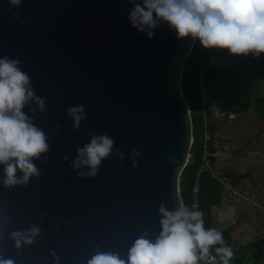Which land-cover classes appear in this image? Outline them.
<instances>
[{"label":"water","instance_id":"water-1","mask_svg":"<svg viewBox=\"0 0 264 264\" xmlns=\"http://www.w3.org/2000/svg\"><path fill=\"white\" fill-rule=\"evenodd\" d=\"M131 7L127 0H23L21 18L31 22L21 24L12 20L8 0H0V57L22 62L36 95L46 99L47 110L34 120L52 136L48 162L35 161L39 181L12 191L0 185L7 233L32 223L43 233L20 252L8 234L0 240V254L15 264H53L50 250L60 264H81L96 245L126 258L144 230L152 238L161 231L160 204L169 211L183 204L180 176L193 127L181 78L193 44L177 39L167 24L149 39L131 26ZM79 104L86 105L88 118L73 131L66 109ZM90 130L111 136L126 158L106 159L96 178L77 179L61 157L75 158ZM133 149L142 153L136 168L127 159Z\"/></svg>","mask_w":264,"mask_h":264},{"label":"clouds","instance_id":"clouds-1","mask_svg":"<svg viewBox=\"0 0 264 264\" xmlns=\"http://www.w3.org/2000/svg\"><path fill=\"white\" fill-rule=\"evenodd\" d=\"M132 6L128 14L131 26L149 39L154 29L167 24L179 40L197 41L208 50H227L230 56L259 58L264 54V0H127ZM12 20L29 24L28 17L21 18L23 0H8ZM16 9V11H13ZM35 105V107H33ZM28 109V113H25ZM47 110L46 99L36 95L31 78L23 70L18 59L0 57V167L3 177L0 185L12 191L26 187L33 179H41V171L35 161L47 163L52 136L35 122L37 113ZM66 114L73 121V131H78L87 120L86 105H71ZM55 132H60L57 125ZM90 140L77 147L76 156L61 157L64 163L76 171L77 179L97 177L102 162L116 159L123 163L126 154L116 148L115 140L106 133L90 130ZM142 155L138 149L127 154L133 168ZM161 231L152 238L144 230L127 250L126 258L116 251H106L99 245L93 254L81 264H229L234 252L228 246L223 233L215 227H204V213L179 205L169 211L159 206ZM41 214L39 221H44ZM65 226L70 222L65 221ZM10 225L5 208L0 207V240L8 234L17 252L24 246H33L42 236L38 223L27 229L7 233ZM55 231L59 232L57 227ZM219 245V247H214ZM53 264H60L59 255L49 251ZM0 264H15L12 258L0 254Z\"/></svg>","mask_w":264,"mask_h":264},{"label":"crops","instance_id":"crops-1","mask_svg":"<svg viewBox=\"0 0 264 264\" xmlns=\"http://www.w3.org/2000/svg\"><path fill=\"white\" fill-rule=\"evenodd\" d=\"M253 94L264 96V73L254 75ZM204 97L208 108L215 107L209 91ZM234 115V119L212 122L210 144L216 154L215 167L230 179L239 195L220 189L219 204L211 209L209 220L211 223L213 213L218 227H225L211 225L244 247L248 241L261 244L257 237L264 240V111L252 106Z\"/></svg>","mask_w":264,"mask_h":264},{"label":"trees","instance_id":"trees-1","mask_svg":"<svg viewBox=\"0 0 264 264\" xmlns=\"http://www.w3.org/2000/svg\"><path fill=\"white\" fill-rule=\"evenodd\" d=\"M201 73H203L207 83L206 90L212 95L218 110L239 113L254 106L260 112L264 111V96L255 97L253 94L254 75L264 73V54L259 58H253L251 54L240 57L230 56L227 50H206L197 41L185 60L181 78L182 92L190 112L194 107L196 96L199 95L202 98L199 88V75ZM199 140L193 132L189 162L180 176L181 201L183 205L188 207L190 206L192 179L201 155V137ZM220 195L219 186L207 174L201 175L199 210L204 213L203 219L206 229L213 227L209 220V213L214 206L219 204ZM252 244L254 246V243ZM248 246L250 244L234 249V255L243 254L244 251H247ZM253 246L249 248V252ZM247 253L242 257L235 258L236 260L229 262V264H246L243 261ZM260 260H253L251 264H260Z\"/></svg>","mask_w":264,"mask_h":264},{"label":"built area","instance_id":"built-area-1","mask_svg":"<svg viewBox=\"0 0 264 264\" xmlns=\"http://www.w3.org/2000/svg\"><path fill=\"white\" fill-rule=\"evenodd\" d=\"M199 88L202 96V145L200 161L195 168L194 177L192 179V185L190 190V209L199 210V193H200V177L203 174H207L221 190H227L232 195L238 196V192L231 183L230 179L223 173L219 172L214 165V159L216 154L211 148V132L210 127L212 122L234 119L235 115L233 112H222L216 107L208 108L206 105L204 93L206 92L207 83L203 73L199 75ZM190 158V155H189ZM189 162V159L187 163Z\"/></svg>","mask_w":264,"mask_h":264},{"label":"rangeland","instance_id":"rangeland-1","mask_svg":"<svg viewBox=\"0 0 264 264\" xmlns=\"http://www.w3.org/2000/svg\"><path fill=\"white\" fill-rule=\"evenodd\" d=\"M202 98H200L199 95L196 96L195 100H194V107L192 108V111H191V121H192V127H193V132H194V136L199 140V137H201V132H202ZM201 135V136H200ZM200 141V140H199ZM229 204H230V201L228 202V204L226 206H224L226 209L229 207ZM214 214L212 213V220H211V223L213 225H216L217 228H220L221 230H224V227H225V224L221 225L218 227L217 225V221L215 220V218L213 217ZM261 226H264L263 223H261ZM261 226H258L259 229H261L262 227ZM255 227H253L252 229H254ZM227 244L228 246H230L233 250L236 249V248H239L241 245H240V241L237 240L236 238L234 239V241L232 240V237H227ZM261 237H257L256 238V241H259V242H262L261 245L264 244V240H259ZM258 239V240H257ZM255 241H248L247 243L243 244V245H248L250 244V246H248L246 249L247 251H244L243 254H236L233 256V258L230 260V262H234L236 259L235 258H239V257H242L245 253L246 254V257L244 259V263L246 264H251L253 260H256V259H253L250 255V252L248 251L249 248L251 246H253L252 243H254ZM257 243V242H256ZM242 245V246H243ZM260 264H262L264 262V259L262 258V260L259 261Z\"/></svg>","mask_w":264,"mask_h":264},{"label":"flooded vegetation","instance_id":"flooded-vegetation-1","mask_svg":"<svg viewBox=\"0 0 264 264\" xmlns=\"http://www.w3.org/2000/svg\"><path fill=\"white\" fill-rule=\"evenodd\" d=\"M264 242V241H263ZM261 249V253H260V255H259V257L256 259V260H260L261 258H264V244L263 245H261V244H259V243H254V246L252 247V249L250 250V255H252V253H254L255 252V250H257V249Z\"/></svg>","mask_w":264,"mask_h":264}]
</instances>
